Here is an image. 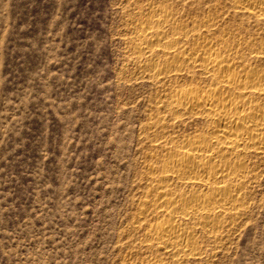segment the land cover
Segmentation results:
<instances>
[{"label":"rangeland","instance_id":"1","mask_svg":"<svg viewBox=\"0 0 264 264\" xmlns=\"http://www.w3.org/2000/svg\"><path fill=\"white\" fill-rule=\"evenodd\" d=\"M155 6L180 26L221 14L227 38L264 47V25L214 0H0V264H144L160 254L132 228L159 155L161 125L150 118L162 89L142 79L130 39ZM190 120L162 128L205 131ZM251 164L247 216L187 264H264V156Z\"/></svg>","mask_w":264,"mask_h":264},{"label":"bare ground","instance_id":"2","mask_svg":"<svg viewBox=\"0 0 264 264\" xmlns=\"http://www.w3.org/2000/svg\"><path fill=\"white\" fill-rule=\"evenodd\" d=\"M214 1L264 25V0ZM138 16L131 51L142 79L162 89L155 105L161 111L150 118L162 136L152 145L159 155L147 165L148 189L132 228H142L146 250L160 253L144 264H187L247 216L257 180L251 162L264 156V47L227 38L221 14L190 26L162 6ZM189 119L205 131L172 137L162 128Z\"/></svg>","mask_w":264,"mask_h":264}]
</instances>
